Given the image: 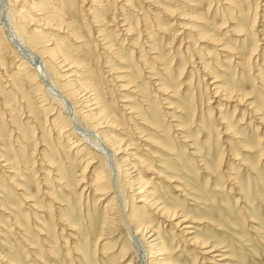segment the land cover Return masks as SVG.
Instances as JSON below:
<instances>
[{
	"label": "rangeland",
	"instance_id": "obj_1",
	"mask_svg": "<svg viewBox=\"0 0 264 264\" xmlns=\"http://www.w3.org/2000/svg\"><path fill=\"white\" fill-rule=\"evenodd\" d=\"M90 1L43 0L41 3L44 8L55 7L64 19L83 27L84 39L90 42L89 76L101 90L102 103L115 112L121 123L108 133L124 138L122 143L133 142L128 151L146 159L137 168L153 196L179 215L186 214L198 221L191 223L196 229L190 237L218 246L225 257L221 264H264V41L259 35L262 33L256 32H264V0H232V7L227 0H155L154 7L148 4L149 12L145 10L144 0H133L134 11L122 5V0H102L103 7L109 10V19L118 16L121 25L126 17L133 23V32L128 37L116 29L117 22L103 25L102 34L114 43V52L120 53L114 57L120 62L102 50L95 39L98 34L93 30L98 27L90 23L85 11ZM22 2L19 0L13 7H22ZM199 2L200 6L194 7ZM139 10L145 18L140 19L136 14ZM22 11L29 12L27 8ZM255 17V27L249 28ZM244 23L243 35L238 36L236 30ZM199 32L214 40L197 39L194 34ZM56 33L53 34L60 40L59 47L77 56L74 51L77 45L69 38H62L64 34ZM150 34L151 41L147 39ZM182 38L192 43L190 48L197 51L195 56L184 53L188 43ZM251 47H255L256 51L252 52L256 54L250 60L244 58V65H237L241 60L237 55L248 56ZM161 53L170 67L164 70L165 75L160 70L163 68L153 65L151 60ZM140 55L139 63L136 58ZM196 56L207 65L210 76L198 71ZM13 57L11 53L7 57L9 74L15 73L19 65ZM53 70L58 73L57 68ZM1 71L0 264H127L133 256L127 228L116 223L110 230V239L107 235L101 240L97 238L104 230L103 209L113 192L96 194L94 185H86L94 183V175L105 169L103 159L85 144L73 147L72 142H78L80 135L67 139L70 130L66 129L70 125L59 134V127L66 125L67 120L62 114L61 119H55L57 114L52 111L56 106L50 101L45 105L40 100L45 95H38L34 80L28 79L18 90L13 80H7ZM169 77L173 78L172 86L180 85L178 93L175 87L167 90L169 94L157 92V84ZM213 77L219 79L217 84L243 97L245 104L212 96L213 86L208 89L206 83L214 81ZM132 80L135 89L125 86ZM15 89L26 96L28 108L23 106ZM126 99L129 102H124ZM248 103L252 106L246 107ZM126 104L134 110L125 112L121 107ZM53 120L56 126L51 128L49 122ZM224 122L233 125L240 134H227ZM178 124L185 126L186 133L177 130ZM259 136L262 141H258ZM3 155L12 161L14 173L9 172ZM89 161L93 163L83 173ZM64 173L67 179L60 180ZM129 178L126 174L123 183L135 208L130 220L138 224L149 222L168 247V262L209 264L200 254V248L190 244L170 221L160 220L153 208L139 202L138 194L134 195L136 185L132 186ZM29 194H33V201L26 203L25 195ZM97 198L103 200L98 202ZM148 249L151 253L156 251L153 246ZM155 255L151 264L157 260Z\"/></svg>",
	"mask_w": 264,
	"mask_h": 264
},
{
	"label": "bare ground",
	"instance_id": "obj_2",
	"mask_svg": "<svg viewBox=\"0 0 264 264\" xmlns=\"http://www.w3.org/2000/svg\"><path fill=\"white\" fill-rule=\"evenodd\" d=\"M42 1L43 0H23L22 2L21 0L22 7L14 8L13 4H18L19 0H0V70H2L1 72L5 77L9 78L7 80H10L11 82L13 80L18 90L21 89L23 83L28 79L32 81L34 80L37 84V91H39L38 95H45V97H41L40 100L44 101L45 105H49L48 101H50L53 105L56 106L53 108L52 111V114H57V117H55V119H61L60 114H62L64 115L65 120H67L66 125H62V127H59V134H62L63 129L66 128L67 125H70V127H67L66 129L68 131L70 130L68 132L69 135L67 139L70 136L77 137V135H80L79 137H77L78 142H72V144H75L73 147L82 146L83 144H85L92 151H96L93 154L99 153V155L103 159L105 169H101V171L94 175V183L86 185L89 187L94 185L96 194H99L100 191H102L103 194L113 192V197L107 202L103 209L104 230L97 237L98 240H101V237H103V235H107V239H110L111 228L114 224L119 223L121 226L127 228L128 230V238L131 243L129 249L133 253L132 259L127 264H151V262L154 260H151V257L155 253H157V255H155L154 258L155 260H157L154 262V264H173L168 262L169 253L167 245L161 240V237L155 231V229L150 226L149 222L138 224L130 220V217L135 214V208L133 206V203L130 202V199L128 197V190L126 188V185L124 186L123 183V177L126 174H129V181L131 185H136V188L134 190H136L137 192H134V195L138 194L137 197L139 202L143 203V205L147 207L153 208L155 210H153V213L157 214V217H159L160 220L163 219L165 221H170L173 227H175L177 230H180L181 235H183L186 240L191 241L190 244L197 245L200 248V254L207 263L221 264V261L225 257H222L223 255L220 254L218 246L216 247L215 245H211L208 242L202 240L199 241L198 238L194 236L190 237L192 234L195 233L193 230L196 229L195 225L191 223L196 224V222L198 221H196L195 219L192 220V218H189V216L186 214L179 215L178 211H172L166 205L159 203V199H156L153 196L152 189H148V187L150 186H148V183H144L140 175V171L137 168L138 166H140V163H144L146 159H142V157L139 156L136 152L132 153L128 151L129 148L133 147V142L122 143L124 138L114 137L113 135L108 133L109 129L115 130V124L120 125L121 123H118L119 119L115 112L111 111L108 106H105L102 103L101 95L99 94L101 90L99 89V86L93 81L92 77L89 76V73L91 72V61H89L90 56L89 52L87 51L90 42L88 40L85 41L84 39L86 35L83 32V27H81L75 22H70L67 19H64L61 15V12L55 7L47 6L44 8L43 4L41 3ZM231 1L232 0H227L226 2H228L227 4L230 5ZM261 1L262 0H260L259 2ZM121 2L122 5L129 7V11L135 10L132 7L134 5L133 0H122ZM143 3L145 4V10L149 12L150 6H148V4L154 7L157 2L155 0H144ZM194 5L192 6L198 7L200 6V2ZM262 5H264V3ZM92 6H95V8L97 9L93 8ZM23 8H27L29 12H23ZM134 8L136 7L134 6ZM157 9L160 11V8L157 7ZM85 11L88 12L87 15H89V19H91V21L89 20L90 23H93L94 27H98L93 30V32L98 34V37L95 39L97 40V43L99 44L100 48L108 52L113 58H115L114 54L116 57H119L120 53L117 51L114 52V43L110 42L107 39L108 35L103 36L104 34L102 33L105 30V28H103V25H105V23H109V26H111V22H117V25L115 26L116 29L118 28V30L121 31L120 33H123L128 37L133 32V23L128 22V19L126 17L123 19L124 23L121 25H119L120 22H118V16L109 19V10L107 7H103L102 0H91L90 6ZM140 11L141 10H139V12H135H137L136 14L140 16V19L145 18L143 13L139 14ZM239 13H242V11L240 10ZM198 17L202 18L200 17V14ZM238 17L241 16L238 14ZM256 22L257 17H255L251 24H249V28H254ZM197 23H200V19L197 20ZM245 27L246 23H244L241 27L239 26L236 30L238 33L236 34H239L238 36L243 35L242 31ZM55 32H57V35L64 34L62 38H69V41H71V43L76 44L78 46H76L77 49L74 50L78 54L77 56H74L75 54H72L73 52H70L66 49H61L59 47L60 40H58L53 34ZM143 32L144 31H141V34H143ZM256 32L258 34L262 33L259 35L263 36L262 40L264 41V32H260V30H256ZM145 33H148V29L145 30ZM99 36L101 38H99ZM194 36L197 37V39L199 40L200 38L209 37L206 35L205 32H199L197 34H194ZM152 37V34H150L149 36H147V39L151 41ZM209 38L214 40L213 37ZM125 40L129 41L131 39L126 38ZM182 40H184L183 42L188 43L186 51L184 53H189L190 56H195L197 54V51L191 50L190 47H192V43L190 41H187L185 38H182ZM131 47L134 48V46ZM145 47L148 46L145 45ZM221 49L227 50L225 48ZM148 50L150 51L152 50V48H149ZM148 50H146V52H148ZM252 51H256L255 47H251V53L248 54V56L246 54H242V57H238L237 55L236 58L241 59L240 62L237 63V65H244V58L250 60L252 55L256 54ZM10 53L14 56L13 60L15 62H19V65L15 67L17 70V73H15L18 75H14L15 73H7V57L8 55H10ZM196 57L198 58V56ZM138 58L139 59L136 58V60L140 63L142 55H140ZM115 59L119 61L117 58ZM151 60L153 61V65L155 63L163 68L159 69L164 75L165 72L168 71L170 68L167 61H165V57L164 55H162V53L158 54L154 58H151ZM197 66H200L198 68V71H201L205 73V75L210 76V70L207 68V65L205 63L201 62L200 58H198ZM54 67L57 68L58 73L53 70ZM149 69L152 68L150 67ZM59 76H61V79H59ZM146 78L150 80L149 77ZM213 78L215 79L214 81L210 82L209 84L206 83L208 89L213 86L211 88L214 91L212 96H219L220 100L225 102H231L232 100H235L236 104H245V100L243 99V97L235 96L227 87L216 83L219 80L217 79V77ZM172 79V77L162 79V82L157 84L159 85L157 92L169 94L167 90L171 89L172 87H175V91L178 93V87L180 85L172 86ZM150 82L152 83V80ZM152 84L154 86H157L156 82ZM125 86L134 87V89L135 87H137L134 85L133 80L129 81L127 84H125ZM134 91L131 92L135 93ZM16 93L18 92L16 91ZM18 95L23 99V101L22 99L20 100L23 103V106L26 105L27 107L28 101H26V96L21 95L19 93ZM234 97H236V99H234ZM124 102L129 101L126 99ZM220 104L221 103H219V105ZM225 104L226 103H224L223 105ZM128 105L129 104H126L124 107L121 108H123L125 112L126 109H129L131 111L134 110L133 106ZM245 106L249 107L252 106V104L248 103ZM54 109L58 110V112L54 111ZM29 113L32 112L29 111ZM146 113H151V115H154L153 112H150L148 110H146ZM30 115L31 114H29L28 117L32 118ZM132 116L133 114L131 113V117ZM146 116V118H149L147 114ZM146 118L144 119L146 120V122H148ZM222 120H225V118H222ZM49 123L51 125V128L56 126L54 124V120ZM225 123L226 122H224L223 124ZM146 126L149 129H154L153 126ZM176 128L177 130L185 131L186 133L185 126L183 124H178ZM224 129L226 130V132H229L227 134H240L239 132H236L234 130L233 125L228 123L225 124ZM180 133L182 134V132H178V134ZM120 134H122V132H120ZM238 137L240 138V136ZM183 138L187 139L189 137L183 135ZM261 138L262 136H259L258 141H262ZM123 146L125 147L123 148ZM187 147L194 148L190 147V145H187ZM121 152H125L127 153V155L119 156ZM3 157L4 161H8L7 164L10 168L9 172L14 173L13 169H15V167L11 166L13 164L12 161L9 160V158L5 155H3ZM93 158H95V156ZM130 160H133V162ZM91 161L86 162L84 167L85 171H83V173L86 172L89 164L93 163ZM130 170L133 171L130 172ZM133 172L136 173L134 174ZM59 179H67V173H64L62 176L59 177ZM107 183L111 184V188L107 187ZM25 196L26 198H28L25 201L26 203L33 201V194ZM96 200H99L98 202H101V200L103 199L97 198ZM31 207L40 212V210H38L35 206L31 205ZM9 216L11 217L12 215L9 214ZM62 219L63 221H67V219H65L64 217H62ZM16 223L18 224V222L15 221V224ZM15 227L20 229V227L18 226ZM68 229L74 230L73 227H69ZM152 246L156 249V251L153 253H151L152 251L148 249Z\"/></svg>",
	"mask_w": 264,
	"mask_h": 264
}]
</instances>
